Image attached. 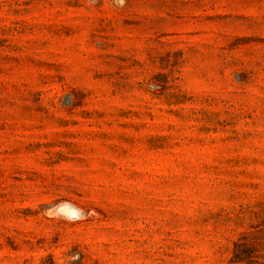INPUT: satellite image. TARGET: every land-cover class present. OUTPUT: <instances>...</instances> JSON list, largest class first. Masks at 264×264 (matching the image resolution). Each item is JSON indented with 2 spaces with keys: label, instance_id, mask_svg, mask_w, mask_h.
<instances>
[{
  "label": "rangeland",
  "instance_id": "1",
  "mask_svg": "<svg viewBox=\"0 0 264 264\" xmlns=\"http://www.w3.org/2000/svg\"><path fill=\"white\" fill-rule=\"evenodd\" d=\"M263 211L264 0H0V264H235Z\"/></svg>",
  "mask_w": 264,
  "mask_h": 264
},
{
  "label": "trees",
  "instance_id": "2",
  "mask_svg": "<svg viewBox=\"0 0 264 264\" xmlns=\"http://www.w3.org/2000/svg\"><path fill=\"white\" fill-rule=\"evenodd\" d=\"M252 228L257 229L256 233L259 235L258 238H256V240L254 239V243L251 245L243 242L246 237H242L239 241H236L232 259L233 263L264 264V211L261 213L259 221L255 222Z\"/></svg>",
  "mask_w": 264,
  "mask_h": 264
},
{
  "label": "clouds",
  "instance_id": "3",
  "mask_svg": "<svg viewBox=\"0 0 264 264\" xmlns=\"http://www.w3.org/2000/svg\"><path fill=\"white\" fill-rule=\"evenodd\" d=\"M121 3H123V0H121Z\"/></svg>",
  "mask_w": 264,
  "mask_h": 264
}]
</instances>
